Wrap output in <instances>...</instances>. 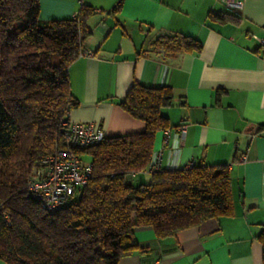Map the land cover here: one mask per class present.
<instances>
[{"label":"trees","instance_id":"16d2710c","mask_svg":"<svg viewBox=\"0 0 264 264\" xmlns=\"http://www.w3.org/2000/svg\"><path fill=\"white\" fill-rule=\"evenodd\" d=\"M120 0L114 11L121 6ZM94 10L82 6L69 20H40L39 0H0V261L4 264H118L146 253L135 238L152 229L158 240L176 237L209 219L233 214L227 166L153 170L158 132L172 129L162 110L173 105L168 87L134 83L118 105L145 122L139 134L105 137L79 152L92 174L60 209L33 199L29 181L43 161L65 147L62 121L79 102L69 68L84 51ZM231 13L211 20L235 21ZM156 50L199 53L185 36H163ZM264 125L258 128L261 132ZM264 262V228L259 235Z\"/></svg>","mask_w":264,"mask_h":264},{"label":"crops","instance_id":"0c3cea01","mask_svg":"<svg viewBox=\"0 0 264 264\" xmlns=\"http://www.w3.org/2000/svg\"><path fill=\"white\" fill-rule=\"evenodd\" d=\"M39 0L40 20L73 19L82 6L95 14L84 51L69 68L71 93L79 107L69 120L92 123L105 137L139 134L145 122L118 102L130 87H168L173 105L162 110L172 129L155 137L160 169L227 166L233 214L209 219L174 238L158 240L139 228L135 238L146 253L118 264H264L259 235L264 228V0ZM238 19L219 23L211 16ZM197 40L199 53L174 56L156 50L163 36ZM186 124V134L178 128ZM244 156L245 161H240ZM0 264H4L0 261Z\"/></svg>","mask_w":264,"mask_h":264},{"label":"built area","instance_id":"2783aa9c","mask_svg":"<svg viewBox=\"0 0 264 264\" xmlns=\"http://www.w3.org/2000/svg\"><path fill=\"white\" fill-rule=\"evenodd\" d=\"M233 10L239 9V3L222 0ZM93 57L91 51H83L79 57ZM65 129V147L43 161V167L33 174L29 181V192L33 199L43 207L54 212L64 206L80 189L88 183L92 174V165L83 161L79 152L100 144L104 134L92 123L71 122L69 117L62 121ZM170 134L165 131L166 137ZM182 137L186 134V124L178 128ZM240 161H245L242 156ZM160 153L153 155L151 166L153 170L160 168ZM195 166L191 162L188 168Z\"/></svg>","mask_w":264,"mask_h":264},{"label":"rangeland","instance_id":"374dc122","mask_svg":"<svg viewBox=\"0 0 264 264\" xmlns=\"http://www.w3.org/2000/svg\"><path fill=\"white\" fill-rule=\"evenodd\" d=\"M83 158H84L86 161L89 160V158H88L87 156H83Z\"/></svg>","mask_w":264,"mask_h":264}]
</instances>
